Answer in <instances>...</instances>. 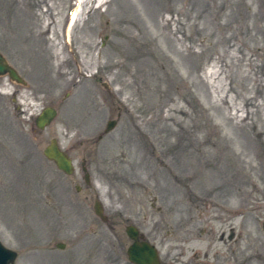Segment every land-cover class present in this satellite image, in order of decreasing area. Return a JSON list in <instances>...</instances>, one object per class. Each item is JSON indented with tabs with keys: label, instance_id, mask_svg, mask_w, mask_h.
<instances>
[{
	"label": "rangeland",
	"instance_id": "374dc122",
	"mask_svg": "<svg viewBox=\"0 0 264 264\" xmlns=\"http://www.w3.org/2000/svg\"><path fill=\"white\" fill-rule=\"evenodd\" d=\"M0 53L16 264H132L130 225L162 264H264V0H0Z\"/></svg>",
	"mask_w": 264,
	"mask_h": 264
},
{
	"label": "water",
	"instance_id": "95a60500",
	"mask_svg": "<svg viewBox=\"0 0 264 264\" xmlns=\"http://www.w3.org/2000/svg\"><path fill=\"white\" fill-rule=\"evenodd\" d=\"M0 76L8 77L11 81L19 84L25 85V80L21 77L18 71L13 68L6 58L0 53ZM58 112L53 107L46 108L36 119V127L39 130H45L49 127L56 119ZM116 126V121H111L108 123L105 133L110 132ZM45 157L53 162L58 170L66 174L67 176H72L75 172V167L73 160L61 150L57 141L53 140L49 147L44 151ZM83 172H85V182L87 185L91 183L90 175L87 173V168L83 167ZM79 191L80 189L77 188ZM94 211L96 216L104 223H108V218L104 214L102 204L99 200L95 201ZM126 233L128 238L132 241V244L127 250V255L129 261L132 264H162L159 251L157 247L143 239L140 231L135 226H127ZM58 249H65V245L58 244ZM18 253L5 247L0 241V264H16Z\"/></svg>",
	"mask_w": 264,
	"mask_h": 264
},
{
	"label": "bare ground",
	"instance_id": "6f19581e",
	"mask_svg": "<svg viewBox=\"0 0 264 264\" xmlns=\"http://www.w3.org/2000/svg\"><path fill=\"white\" fill-rule=\"evenodd\" d=\"M74 23H76V20H75V16L73 15L71 18V24L70 25L72 26Z\"/></svg>",
	"mask_w": 264,
	"mask_h": 264
},
{
	"label": "flooded vegetation",
	"instance_id": "af4514ba",
	"mask_svg": "<svg viewBox=\"0 0 264 264\" xmlns=\"http://www.w3.org/2000/svg\"><path fill=\"white\" fill-rule=\"evenodd\" d=\"M19 72V71H18ZM20 73V72H19ZM21 75V74H20ZM233 235V234H232ZM224 237V236H223Z\"/></svg>",
	"mask_w": 264,
	"mask_h": 264
}]
</instances>
